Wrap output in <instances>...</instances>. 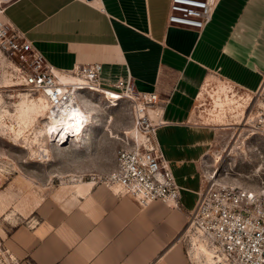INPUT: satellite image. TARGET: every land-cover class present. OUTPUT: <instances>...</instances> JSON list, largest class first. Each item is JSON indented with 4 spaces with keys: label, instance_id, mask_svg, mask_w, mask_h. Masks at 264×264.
<instances>
[{
    "label": "crops",
    "instance_id": "0c3cea01",
    "mask_svg": "<svg viewBox=\"0 0 264 264\" xmlns=\"http://www.w3.org/2000/svg\"><path fill=\"white\" fill-rule=\"evenodd\" d=\"M169 6L170 0H7L6 22L57 70L101 64L106 81L130 76L139 92L158 94L163 123L156 139L180 187L177 204L142 205L95 181L81 182L68 198H44L31 213L37 223L4 229L17 264H193L182 233L217 130L198 124L197 102L214 77L246 92L260 87L264 0H222L203 32L170 26Z\"/></svg>",
    "mask_w": 264,
    "mask_h": 264
},
{
    "label": "rangeland",
    "instance_id": "374dc122",
    "mask_svg": "<svg viewBox=\"0 0 264 264\" xmlns=\"http://www.w3.org/2000/svg\"><path fill=\"white\" fill-rule=\"evenodd\" d=\"M5 24L0 14V28ZM16 64L0 36V264H17L4 242L6 227L37 223L31 213L44 198L61 200L72 196L83 181L100 183L115 168L118 152L140 143L143 134L136 125V101L88 92L83 96L90 103L84 109L92 123L86 140L54 142L45 130L57 119L44 97L18 80ZM113 82L104 79L103 88L110 90ZM201 92L197 122L217 129L206 157L208 166L202 167L203 183L214 178L219 185L264 189V137L245 125L255 102L247 109L248 92L218 77L211 78ZM147 110L155 121L159 109ZM190 257L193 264H222L217 258L208 260L194 246Z\"/></svg>",
    "mask_w": 264,
    "mask_h": 264
},
{
    "label": "built area",
    "instance_id": "2783aa9c",
    "mask_svg": "<svg viewBox=\"0 0 264 264\" xmlns=\"http://www.w3.org/2000/svg\"><path fill=\"white\" fill-rule=\"evenodd\" d=\"M221 1L170 0L168 24L203 32L213 21ZM6 2L0 0V7ZM4 13L5 7L0 10V14L4 16ZM0 36L4 48L17 58L18 80L46 97L55 112L71 108L78 97L88 92L104 90L101 64L82 65L70 72L59 71L8 23L0 28ZM65 76L72 80L64 82ZM109 89L138 103L136 125L143 134L140 143L136 141L133 147L118 152L115 168L101 178L100 183L115 189L119 197L131 196L142 205L153 201L177 204L180 187L156 139L157 128L163 123L159 119L160 110L155 121L147 114L148 107L159 109L158 94L139 92L130 76L118 77ZM249 93L250 103H255L245 125L264 137V77L260 87ZM250 103L247 109L252 106ZM182 237L189 252L193 246H205L222 264H264V189L219 185L214 178L204 182Z\"/></svg>",
    "mask_w": 264,
    "mask_h": 264
},
{
    "label": "bare ground",
    "instance_id": "6f19581e",
    "mask_svg": "<svg viewBox=\"0 0 264 264\" xmlns=\"http://www.w3.org/2000/svg\"><path fill=\"white\" fill-rule=\"evenodd\" d=\"M62 80L64 82H68V81H71L72 78H68L67 76H65L62 78ZM98 91L99 93H104L106 96H111L113 94L118 95L119 97H121L120 99H122V95L119 94L118 92L105 90V89L98 90ZM44 99L46 103L48 104L49 109L51 113L53 114V117L57 119L55 122H52L51 124H49L45 130L46 133L53 135L52 140L54 142H57V141H61L63 138H70V139H73L77 143L84 142L87 138L88 128L90 127V124L92 123L91 122L92 117H89L86 114L85 109H84V106L90 103L89 100L86 99V97L84 96H80L76 99L75 104L71 108L64 109L61 112H55V110L50 107L51 105L47 102L46 97H44ZM247 117L248 116H246V118ZM137 133H140V132L137 131ZM195 248L198 251L201 250L208 260H213L214 257L217 258V256L214 255L213 252L205 246L201 248H199L198 246H195Z\"/></svg>",
    "mask_w": 264,
    "mask_h": 264
}]
</instances>
